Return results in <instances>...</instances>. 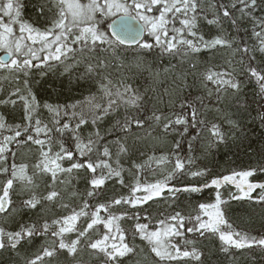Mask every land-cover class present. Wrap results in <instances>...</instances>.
<instances>
[{
    "label": "snow or ice",
    "instance_id": "6c2138e0",
    "mask_svg": "<svg viewBox=\"0 0 264 264\" xmlns=\"http://www.w3.org/2000/svg\"><path fill=\"white\" fill-rule=\"evenodd\" d=\"M30 2L0 0V104L22 112L0 117V264L38 238L24 264H212L217 240L232 264H264V223L235 229L221 193L264 219V0H35L26 20ZM201 53H228L231 71L198 73ZM245 81L258 86L250 100ZM233 147L253 153L248 166L215 174L210 158ZM25 149L31 165L18 162ZM161 165V179H142ZM205 189L214 202L194 215L149 211Z\"/></svg>",
    "mask_w": 264,
    "mask_h": 264
},
{
    "label": "trees",
    "instance_id": "16d2710c",
    "mask_svg": "<svg viewBox=\"0 0 264 264\" xmlns=\"http://www.w3.org/2000/svg\"><path fill=\"white\" fill-rule=\"evenodd\" d=\"M35 0H32L28 4L27 9L24 12V18L26 20L35 19L38 11L34 7ZM212 27V26H208ZM213 30H215L213 28ZM202 31H207V27L202 29ZM145 39H149V37H145ZM244 39L247 40L248 37L244 36ZM3 52L0 51V54ZM228 57V53H218L215 57L210 56L206 53L198 54L194 61L197 64L196 71L198 73L204 72L206 70H213V71H224L229 70L231 71V66L225 64V59ZM235 63V62H234ZM256 63H259L257 61ZM167 65V60L163 61L161 65V72L163 69V66ZM247 65H239L236 64V72L239 73L242 68H246ZM155 71V69H153ZM145 76H147V73H145ZM246 83L245 88V98L251 99L254 94L258 91V86L255 84V81L252 83ZM211 86V85H210ZM192 95H196L197 91L195 89L191 90ZM3 93H0V96H2ZM42 96L44 93L41 94ZM73 96L79 97L80 92H74L72 94ZM61 102H63L64 97H61ZM253 107H257V105H253ZM22 112L19 109V107L13 109L10 105H3L0 104V117H4L7 121V123H19L21 120ZM250 123V120L247 121ZM85 135H87V132H85ZM249 135L252 136V139L255 140L260 137L261 135V128L259 126V122L257 121L255 125H252V127L249 129ZM67 144H72V141L70 138L65 137ZM171 142L169 141L168 145H157V148H149L148 155H152L155 153L156 156H160L161 154H167L170 148ZM35 146H33V149ZM113 151H115V148L113 147ZM195 156H199L200 153L197 151L194 153ZM253 156V153L249 151L247 154L244 152L243 149H237L236 147H233L232 150L229 152L227 149H221L215 156L211 157L212 163L209 165L214 171L215 174L220 173H226V171L231 169H243L248 166L250 158ZM143 159L140 162H143ZM27 162L30 165L33 164L34 158L32 151H29L25 149L22 153H19V159L18 162ZM67 164V162H65ZM203 161L197 160L196 164L193 165V170H196L197 166L201 165ZM123 166L125 168V175H128L127 169L129 167V164L127 160L125 159L123 161ZM157 166L153 164V169H156ZM163 171H166V169L163 168V166H159V168L156 171H153L151 169H145L144 174L142 176V179L148 182H154L157 179H161L162 175L161 173ZM198 181H201V178H193L191 176H185L182 180V184H195ZM173 183H176V181H173ZM81 188H83V182H81ZM117 188L119 186L117 185ZM124 194H127V190H123ZM232 192H235L236 190L234 188L231 189ZM222 197L225 200H228L227 205H225L226 208V219L230 223L233 224L234 228L241 231H247L250 234H256L261 231V225L264 223V219L261 217V209L259 206H253L251 203L246 201H233L228 199L229 195V189H221ZM214 195L215 190L214 189H205L203 193L196 194L195 198L188 197L185 199L184 197H181V199L176 202L171 207L169 206V202L161 201L159 203H153L152 207L149 209V211L152 213L154 218H163L161 216V213L164 214H170L173 212V209L181 211L184 215L195 214L194 207L198 205L199 203H212L214 202ZM255 195V193H253ZM147 207V205H145ZM188 238L192 239L194 238L192 234H188ZM209 242H198L197 247H202L203 244H208ZM44 244V240L41 238H38L33 245L29 246L30 250H22L20 253V261L19 264H24V259L30 257L33 253L37 252ZM212 248L211 253V262L212 264H232V257L228 253L219 252L217 251V248L219 247V241L217 240L214 244L209 245ZM252 259H258L256 257ZM191 264H196L195 261H192ZM241 264H244L243 261H241ZM249 264H251V260H249Z\"/></svg>",
    "mask_w": 264,
    "mask_h": 264
},
{
    "label": "water",
    "instance_id": "95a60500",
    "mask_svg": "<svg viewBox=\"0 0 264 264\" xmlns=\"http://www.w3.org/2000/svg\"><path fill=\"white\" fill-rule=\"evenodd\" d=\"M4 55V53L0 54V56Z\"/></svg>",
    "mask_w": 264,
    "mask_h": 264
}]
</instances>
